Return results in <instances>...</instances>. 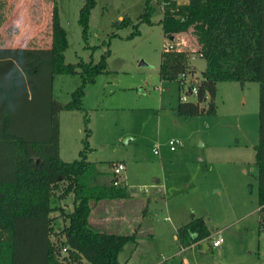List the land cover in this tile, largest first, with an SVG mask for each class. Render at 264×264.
I'll return each instance as SVG.
<instances>
[{
	"label": "rangeland",
	"instance_id": "1",
	"mask_svg": "<svg viewBox=\"0 0 264 264\" xmlns=\"http://www.w3.org/2000/svg\"><path fill=\"white\" fill-rule=\"evenodd\" d=\"M54 2L69 43L64 61L93 58L96 62L106 57L107 70L84 87L82 109L58 114L60 157L69 162L81 158L89 118L88 160L110 173L118 163L125 165L119 178L133 200H102L91 216L98 228L137 230L138 239L124 245L119 260L126 264H264L257 163L259 82H218L215 112L181 115L177 111L181 96L196 101L197 95L188 93L191 82L183 85L161 78L164 46L173 44L161 25L163 0H151V22L141 21L147 0H96L86 36L79 21L85 0ZM7 9L0 11L2 19ZM44 33L36 36L31 30L25 35L49 38ZM182 41L180 47L188 51L194 77L200 80L205 60L195 52L196 39L191 33H180L174 43ZM80 84L79 73L58 74L54 98L69 102ZM202 105L208 107L207 102ZM67 183L59 184L54 197L58 233L65 222L64 211L73 209L72 195L63 194ZM124 215L131 219L130 226L126 222L113 227L125 221ZM196 217L204 218L211 236L184 245L178 230ZM219 231L224 241L214 247ZM60 256L64 264L73 260L66 248Z\"/></svg>",
	"mask_w": 264,
	"mask_h": 264
},
{
	"label": "trees",
	"instance_id": "2",
	"mask_svg": "<svg viewBox=\"0 0 264 264\" xmlns=\"http://www.w3.org/2000/svg\"><path fill=\"white\" fill-rule=\"evenodd\" d=\"M95 3L85 0L81 8L79 21L85 36ZM163 8L161 25L166 36L176 39L180 33L193 34L195 52L205 60L198 80L188 51L163 52L161 78L183 84L181 75L186 74L198 87L196 101L179 102V114L215 112L218 82L260 84L257 163L264 223V0H163ZM153 12L147 0L141 21L151 22ZM68 44L55 5L51 48L0 47V264H64L63 248L72 256L70 264H126L119 260V252L139 236L137 230L112 232L91 222L96 203L129 199L133 194L114 171L98 170L88 160L89 118L81 158L69 162L60 157L59 112L81 110L84 87L107 70L105 55L96 62L92 58L66 63ZM76 73L81 84L72 99L67 103L55 99L56 76ZM62 181L68 182L63 194L72 195L73 209L64 211L65 222L58 233L54 197ZM177 236L182 244L190 245L211 236V230L203 217H196L181 226Z\"/></svg>",
	"mask_w": 264,
	"mask_h": 264
},
{
	"label": "crops",
	"instance_id": "3",
	"mask_svg": "<svg viewBox=\"0 0 264 264\" xmlns=\"http://www.w3.org/2000/svg\"><path fill=\"white\" fill-rule=\"evenodd\" d=\"M6 6H8V9L5 19H2V16L0 17V47L51 48L53 46V11L51 10L55 6L54 0L0 1V11ZM31 30L34 33L36 31V36L43 35V31L46 30L44 34H48L49 38L36 40L27 37V32H31ZM131 200L133 199L131 198ZM125 215L121 216V218H125V221L115 222L113 227H119L120 224L126 225V222L130 226L131 219H128V221ZM137 226L138 223L132 227V230ZM108 231L119 232L117 230ZM121 233L131 232L124 231Z\"/></svg>",
	"mask_w": 264,
	"mask_h": 264
},
{
	"label": "built area",
	"instance_id": "4",
	"mask_svg": "<svg viewBox=\"0 0 264 264\" xmlns=\"http://www.w3.org/2000/svg\"><path fill=\"white\" fill-rule=\"evenodd\" d=\"M178 1H179V0H178ZM171 40H173V44H171V45L166 44V45L164 46V50H165V51H173V50H182V49H184V48L180 47V44L182 45V44L185 43L184 41H182V43H180V42H179V43H174V39H171ZM176 45H177V46H176ZM181 77L184 79V80H183V85H185V84L188 83V82H191V78H190L188 75H186V74H182ZM191 93H194V94L197 95V93H198V87H197V85H193V87L191 88ZM188 99H189V98H188V95H187V94H183V95L181 96V100H182V101H188ZM174 143H175V140H174V139H171V141H170L171 149H174V146H173ZM157 152H158V151L155 150V153H157ZM124 168H125V165H124L122 162H120V163H118V164L115 166V168H114V172H115L117 175H120V174L122 173V171L124 170ZM115 184H119V181H116ZM223 241H224V237H223V235L221 234V231H219V232L217 233V236L215 237V239H214V241H213V245H214V247H219L220 245H222Z\"/></svg>",
	"mask_w": 264,
	"mask_h": 264
},
{
	"label": "water",
	"instance_id": "5",
	"mask_svg": "<svg viewBox=\"0 0 264 264\" xmlns=\"http://www.w3.org/2000/svg\"><path fill=\"white\" fill-rule=\"evenodd\" d=\"M173 37H171V39H172Z\"/></svg>",
	"mask_w": 264,
	"mask_h": 264
}]
</instances>
